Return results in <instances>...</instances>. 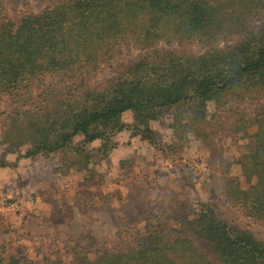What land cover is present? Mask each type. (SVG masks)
<instances>
[{
	"label": "trees",
	"instance_id": "obj_1",
	"mask_svg": "<svg viewBox=\"0 0 264 264\" xmlns=\"http://www.w3.org/2000/svg\"><path fill=\"white\" fill-rule=\"evenodd\" d=\"M3 13L0 0V99H9L0 146L16 154L12 165L59 153L61 168L87 181L118 133L150 141V122L168 113L179 140L248 139L237 158L218 159L221 196L264 221V0H57L16 24ZM129 48L135 60L122 64ZM103 65L113 76L95 84ZM126 235L112 247L69 241L65 258L38 262L20 246L7 254L0 246V264H264L262 241L199 200L152 213Z\"/></svg>",
	"mask_w": 264,
	"mask_h": 264
},
{
	"label": "rangeland",
	"instance_id": "obj_2",
	"mask_svg": "<svg viewBox=\"0 0 264 264\" xmlns=\"http://www.w3.org/2000/svg\"><path fill=\"white\" fill-rule=\"evenodd\" d=\"M56 1L2 0L3 16L16 24L21 14H37ZM189 48L201 51L198 45ZM137 53L125 49L120 62H133ZM112 76V69L103 65L92 81L103 83ZM8 103V98L0 99V112ZM208 110L212 113L211 105ZM120 119L128 123L131 118L124 113ZM169 122L168 113L151 121L150 141L141 133H118L107 156L90 163L94 177L87 181L84 171L61 168L59 153L20 158L12 165L16 154L4 155L0 146V159L8 164L0 165V246L6 254L20 246L38 262L43 256L65 258L69 241L72 247H112L127 233L141 230L146 216L179 211L195 200L209 203L226 224L264 243V221L243 216L221 196L218 159L237 158L248 139L226 132L206 141L193 135L179 140ZM254 131L250 128L248 135ZM231 172L239 175L235 164ZM2 202L17 207L6 209Z\"/></svg>",
	"mask_w": 264,
	"mask_h": 264
},
{
	"label": "built area",
	"instance_id": "obj_3",
	"mask_svg": "<svg viewBox=\"0 0 264 264\" xmlns=\"http://www.w3.org/2000/svg\"><path fill=\"white\" fill-rule=\"evenodd\" d=\"M6 209H14L17 207V205L15 203H9V204H6V203H1Z\"/></svg>",
	"mask_w": 264,
	"mask_h": 264
}]
</instances>
